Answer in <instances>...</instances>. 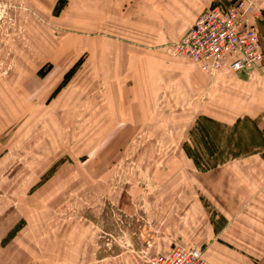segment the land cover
<instances>
[{
    "label": "rangeland",
    "instance_id": "1",
    "mask_svg": "<svg viewBox=\"0 0 264 264\" xmlns=\"http://www.w3.org/2000/svg\"><path fill=\"white\" fill-rule=\"evenodd\" d=\"M237 1L0 0V253L118 264L131 251L146 263L176 245L156 235L193 214L176 210L178 178L262 139L252 120L187 114L198 68L171 48L202 11ZM243 1L262 47L264 0Z\"/></svg>",
    "mask_w": 264,
    "mask_h": 264
},
{
    "label": "crops",
    "instance_id": "2",
    "mask_svg": "<svg viewBox=\"0 0 264 264\" xmlns=\"http://www.w3.org/2000/svg\"><path fill=\"white\" fill-rule=\"evenodd\" d=\"M262 43L264 51V36ZM261 64L249 72L230 73L222 69L212 75L196 66L197 79H193L196 86L191 93L194 101L187 114L200 108L201 115L226 125L249 119L262 137L255 153L231 158L207 171L192 172L191 177L185 174L178 178V186L180 180L184 181L179 187L184 200L176 210L189 214L193 211L185 219L191 225L186 226L183 220L184 225L156 237L162 239L163 245L205 243L202 254L211 264H264V74H261L264 65ZM199 93L207 95L205 104L198 101ZM188 229L194 230L192 237L185 235ZM153 237V243L157 242ZM161 248L147 251L148 255L166 254L171 249ZM8 255L0 253V264L21 260L18 254L13 260ZM111 258L119 260L118 264H147L140 252L121 251Z\"/></svg>",
    "mask_w": 264,
    "mask_h": 264
},
{
    "label": "built area",
    "instance_id": "3",
    "mask_svg": "<svg viewBox=\"0 0 264 264\" xmlns=\"http://www.w3.org/2000/svg\"><path fill=\"white\" fill-rule=\"evenodd\" d=\"M248 10L243 0L235 5L216 4L207 8L187 32L171 44L173 52L211 75L223 68L236 72L255 69L263 60V50L259 34L249 21ZM146 263L211 264L199 248L178 244L166 254L149 256Z\"/></svg>",
    "mask_w": 264,
    "mask_h": 264
}]
</instances>
